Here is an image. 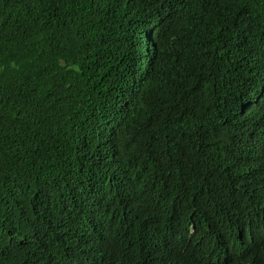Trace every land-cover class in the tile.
<instances>
[{
    "label": "trees",
    "instance_id": "obj_1",
    "mask_svg": "<svg viewBox=\"0 0 264 264\" xmlns=\"http://www.w3.org/2000/svg\"><path fill=\"white\" fill-rule=\"evenodd\" d=\"M0 264H264V0H0Z\"/></svg>",
    "mask_w": 264,
    "mask_h": 264
}]
</instances>
